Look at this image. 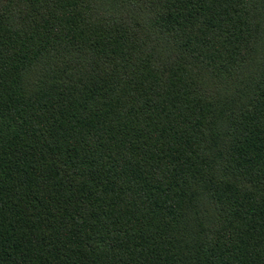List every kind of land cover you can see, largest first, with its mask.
<instances>
[{"label":"trees","instance_id":"1","mask_svg":"<svg viewBox=\"0 0 264 264\" xmlns=\"http://www.w3.org/2000/svg\"><path fill=\"white\" fill-rule=\"evenodd\" d=\"M0 264H264V0H0Z\"/></svg>","mask_w":264,"mask_h":264}]
</instances>
